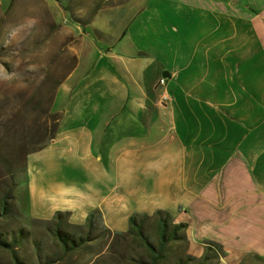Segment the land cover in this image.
I'll return each instance as SVG.
<instances>
[{
  "label": "crops",
  "instance_id": "0c3cea01",
  "mask_svg": "<svg viewBox=\"0 0 264 264\" xmlns=\"http://www.w3.org/2000/svg\"><path fill=\"white\" fill-rule=\"evenodd\" d=\"M158 2L177 21L157 27L156 52L147 21L110 27L107 55L61 82L57 132L31 154L30 217L99 212L126 232L162 210L186 225L188 255L213 242L214 264H264V0Z\"/></svg>",
  "mask_w": 264,
  "mask_h": 264
},
{
  "label": "rangeland",
  "instance_id": "374dc122",
  "mask_svg": "<svg viewBox=\"0 0 264 264\" xmlns=\"http://www.w3.org/2000/svg\"><path fill=\"white\" fill-rule=\"evenodd\" d=\"M158 1H151L150 9L140 18L135 16L143 4L140 0H0V200L8 196L0 233L11 241L23 230L14 249L24 264H40L61 252L58 240L45 224L30 217L27 206L31 154L57 132L60 113L54 103L61 82L85 59L97 62L107 55L105 40L110 37V27L122 32L128 26L137 27L140 20L147 21V48L156 52L160 48L155 44L157 27L164 24L172 30L177 21L171 12L163 21L157 17ZM129 47L134 51V45ZM62 175L72 174H56ZM145 232L158 244L151 221ZM92 236L100 237L55 264H91L101 250L114 261L120 260L118 250L131 257L147 255L132 236L118 240L105 234L102 225ZM187 245V239L171 241L161 264L185 258ZM0 264H15L11 250L1 246Z\"/></svg>",
  "mask_w": 264,
  "mask_h": 264
},
{
  "label": "trees",
  "instance_id": "16d2710c",
  "mask_svg": "<svg viewBox=\"0 0 264 264\" xmlns=\"http://www.w3.org/2000/svg\"><path fill=\"white\" fill-rule=\"evenodd\" d=\"M47 143H44L32 152L42 149ZM7 199L8 196H3L0 200V217L7 214ZM68 217L69 213L67 212H57L52 220H36L39 223L45 224L47 231L51 233L61 245V252L56 254L55 257L47 258L40 264L58 263L61 260H64L66 255L84 247L91 240L99 238L100 236L93 237L92 233L93 230L99 228L101 225L105 234H112L114 237H117L118 240L132 236L137 241L138 245H141L144 248L147 255L131 257L123 254L121 250H118L117 252L119 253L120 260L114 261V257L108 256L107 253L102 254L103 250H101L97 254L99 257H97V259L91 264H161L165 257L167 246L171 241L187 239L185 232L183 234L181 233V231L186 229V225L183 223H173L170 214L162 210L157 211L153 215H133L130 218V227L126 232H112L110 229L103 226L99 212L92 213L85 225L71 224ZM148 221H151L155 227L158 236V244H154L145 232V225ZM68 228H73L79 232L68 231ZM22 233L23 230H20L19 236L16 235L11 241H8L7 238L0 233V246L11 250L15 264H24L14 249L21 241V238L23 237ZM222 249L221 245L212 242L209 243V246L206 248V252L201 259H196L187 255L185 258L178 259L175 264H187L190 261H198V264H214L219 260Z\"/></svg>",
  "mask_w": 264,
  "mask_h": 264
},
{
  "label": "built area",
  "instance_id": "2783aa9c",
  "mask_svg": "<svg viewBox=\"0 0 264 264\" xmlns=\"http://www.w3.org/2000/svg\"><path fill=\"white\" fill-rule=\"evenodd\" d=\"M160 81H161V83H164V79H161Z\"/></svg>",
  "mask_w": 264,
  "mask_h": 264
}]
</instances>
